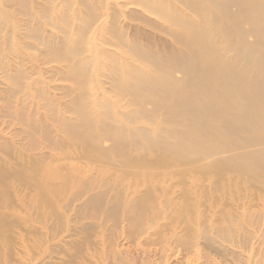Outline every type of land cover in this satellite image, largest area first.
<instances>
[{
    "label": "rangeland",
    "instance_id": "374dc122",
    "mask_svg": "<svg viewBox=\"0 0 264 264\" xmlns=\"http://www.w3.org/2000/svg\"><path fill=\"white\" fill-rule=\"evenodd\" d=\"M223 1L0 0V264H264V143L222 155L242 156L235 164L241 176L228 174L222 184L202 179L196 183L202 190L183 196L184 189L174 186L168 197L172 206L156 204L162 216L152 219L148 208L130 203L146 191L128 190L131 178H124L117 160L112 168L90 162L69 137L73 128L83 132L90 123L93 129L119 131L127 122L124 115L142 108L147 116L156 110L157 99L148 96L144 84L161 81L164 73L183 81L187 70L205 67L202 59L195 60L199 48L189 33L193 22L200 37L219 49L221 67L243 80L257 73L264 79L262 39L251 35L254 24L242 20L247 15L239 7L243 0ZM237 25L232 46L223 31ZM245 50L255 56L241 55ZM125 69L141 74L144 86ZM246 90L243 96L248 97L253 89ZM107 102L109 109L103 107ZM252 103L250 108L258 107ZM166 118L161 111L154 123L162 128ZM147 123L145 118L128 126L145 131L151 127ZM170 139L148 135L139 141L151 154L169 155L166 146L176 141ZM104 144V149L112 145ZM252 153L259 160L243 167ZM103 182H117L118 188ZM107 191L98 205L87 204ZM117 193L123 200L115 215ZM175 204L177 217L171 216Z\"/></svg>",
    "mask_w": 264,
    "mask_h": 264
},
{
    "label": "bare ground",
    "instance_id": "6f19581e",
    "mask_svg": "<svg viewBox=\"0 0 264 264\" xmlns=\"http://www.w3.org/2000/svg\"><path fill=\"white\" fill-rule=\"evenodd\" d=\"M194 2H197V1H194ZM187 7L190 8L191 6L189 7L187 5ZM239 7H241V9L245 11L247 14L242 17L243 22H248V23H251L252 25L254 24L253 33L251 31L252 34L251 33L250 34L251 35L255 34L259 39H262V45L264 47V0H243L241 6ZM165 11L167 12V10ZM163 15H165V13H163ZM202 15H203V12H202ZM228 18L230 17L228 16ZM193 23L189 24L190 25L189 28L191 30V32L189 33H192V37L195 39V44L197 48H199V52L197 50L196 54H194L195 60L198 59L197 61L199 62V60L202 59L200 62L203 61L205 63V67H202L201 70L203 71V74L205 72V76L203 77H206V78H201L200 76L202 74L201 70H197L196 72L194 71L187 72L188 70L186 71L182 67L184 65H182L181 67L187 73L186 78L183 81H178V82L173 81L172 78L169 75H167L169 73H164L162 70V72L166 74L167 76L165 75V77H161L162 78L161 81H158L156 79L155 80L151 79L150 83L144 84V82H146V79L141 77L140 76L141 74L139 76H136V75L133 76L134 74L131 75L132 73L130 72L132 71L134 73V70L131 69V71L128 72L125 69L126 72H128V74L130 73L129 77L130 75L133 76L130 78H132L136 84H141V85L144 84L145 86L148 87L146 88L147 89L146 91H148V96L155 97L154 99H157L155 103L156 110L154 112H151L152 114L147 115V116H146V113L144 115V113L141 111L142 108L140 109V113L136 112V114L129 113V115L128 114L124 115V119H126L127 122L126 124L121 122L122 126L119 129V131H117L116 129H112L111 127L103 128L101 130L93 129L92 128L93 124L90 123L86 125V129L84 128L85 130L83 132H79V129L73 128L69 134L70 140L74 141L73 142L74 148L80 151V153H82V156L85 159L90 160V162H93L95 160L94 162L97 161L111 168L114 167L112 166L114 165L112 164V161L117 160V162L120 163V169L122 171L124 178L125 179L131 178V181L128 182V190L131 193L136 194L137 189L140 187H143L144 190L146 191L145 195L140 199H136L134 197L131 198L130 203H133V206L137 208L138 207L148 208L147 210L150 213V217L152 219L161 218L162 216L161 215L162 212L159 210H156L157 209V207H155L156 204L160 206L162 205L170 206V207L172 206V198L168 199V197H170L169 195H172V188H174V186H179V188L181 187V189H184V191H181V195L183 196V195H187L185 192L186 191L190 192L191 189H201L197 187L196 183L198 181L200 182L202 179L207 180V181L211 179L212 181H214V183H219V182L221 183L223 180H227L228 174H231V175L236 174L237 176H241L242 172L236 169L235 164L237 161L241 160L242 156L239 158L240 159L239 160L238 158H236L237 155L236 157L228 156L226 158L225 157L222 158L223 157L222 155H226V154L229 155L230 153H233L234 151L236 152L240 149H243L244 151V149L246 148H251L253 143L255 144L264 143V79H260V77L257 76L258 74L257 73L255 74L256 76L253 79L249 81L243 80L242 77L236 76V74L233 75L232 74L233 70L230 68H227L226 65H224L226 67H221L222 64L219 63L220 55L219 53H217L219 52V49L217 48L218 51L216 49L213 50L214 47H212L211 43H208V39L204 37H200V34L196 31V28L193 26ZM239 26L240 25H237V28H234L233 31H230L229 29H227L229 26L227 28H224L225 30L223 31V36L229 43L232 44V46H236V42L234 41L235 35H233V32L237 31ZM217 45H219V43H217ZM224 51L225 50L223 49V52ZM241 55L245 57H253L255 56V52L245 50L241 52ZM190 57L192 58V55ZM197 64L195 63V65ZM118 65H122V64H118ZM199 65L201 66V63H199ZM243 66H244V63H243ZM78 67H81V65L77 66V68ZM197 68L199 67L197 66ZM245 69H247V65ZM234 71H237V69ZM247 72L249 71H246V73ZM128 74L126 75V78L128 77ZM243 75L244 74L242 73V76ZM159 76L160 74H158V78ZM123 77L124 76L117 78V82L120 81L119 84L122 83L121 80L124 79ZM148 78H147V81H148ZM161 78H159V80ZM130 82L127 81L126 83L130 84ZM130 85H129V88H127L128 90L130 89ZM121 87L123 88V85H121ZM134 87L135 89L137 88L135 85ZM122 88L119 89L120 92ZM138 89L141 92V88H138ZM246 89H253V92L248 97L243 96V91H247ZM129 91H134V90L131 89ZM143 93H144V90H143ZM138 94L139 93H137V97H138ZM246 94L247 93H245L244 95ZM252 102H256L258 104L257 105L258 107L255 109L250 108ZM103 103L105 102L103 101ZM169 104H172V105L169 106ZM98 105H101V104H98ZM146 105H149V104H146ZM109 106L107 102V104H104L103 107L104 108L108 107L109 109ZM255 106L256 105H253V107ZM99 110L101 109L99 108ZM161 111L167 112V118L161 124L162 128H160L159 126H156V124L154 123L156 122L154 118L157 117V114ZM111 116L112 118H114L113 114ZM85 118H87L86 115H85ZM145 118L148 119L147 124L151 126L148 128V130L138 131V129L137 130L132 129L133 127L131 129L129 128V126L131 125L134 126L136 124H140L141 120H145ZM148 135H158V136L166 135L167 138L169 139L170 138L175 139L176 141L174 145L169 144L170 148L168 147L169 146L168 144H167L168 146H166L167 149L171 150L170 154L168 153L169 155H167L166 153L159 152V151L155 153L153 151H150V152H153L154 154L149 153V151H147V148L145 146H142L141 142L139 141L141 137L147 138ZM104 142H111L112 144L111 147L108 149H104L102 147V143L104 144ZM257 153H260V152L257 151ZM257 153H252L248 157L247 161L245 162L246 166H243V167L250 168L251 166H253L252 164L255 163V160L256 161L259 160ZM238 154H239V151H238ZM240 165L242 166V164ZM38 166L40 167V164L36 166V169H39ZM233 177H235V175ZM122 181L123 180L119 182L122 183ZM103 185H106L107 187L110 186L114 190L118 188L117 182L113 185L110 184L109 182H106V183L103 182ZM88 189H91V188H88ZM203 190L205 191V189ZM215 190L217 191V189ZM106 194H108V191L107 193L102 194L101 196L98 195V196L91 197L87 201V204L91 206L98 205L101 200L103 201L105 200ZM155 195H157V197ZM156 198L158 199V201H156ZM47 199L49 198H47L46 196L44 200L49 201ZM187 199L188 197L185 196V200ZM116 200H117V206L114 209H112L115 215L119 211L118 207L122 203L123 195L121 193H117ZM176 207H177V204L174 205L175 211L172 212L171 216L174 215V217H177L179 215L178 210H176L177 209ZM133 215H135V211H134V214L132 212V217ZM128 216L130 217V214H128Z\"/></svg>",
    "mask_w": 264,
    "mask_h": 264
}]
</instances>
